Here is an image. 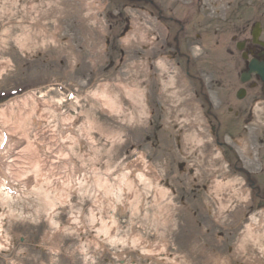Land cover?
<instances>
[{
	"label": "rangeland",
	"instance_id": "rangeland-1",
	"mask_svg": "<svg viewBox=\"0 0 264 264\" xmlns=\"http://www.w3.org/2000/svg\"><path fill=\"white\" fill-rule=\"evenodd\" d=\"M258 18L264 0H0V106L48 101L51 154L70 156L69 187L6 175L0 264H264V110L213 137L195 104L230 125L251 105L235 45ZM0 134L2 155L25 140Z\"/></svg>",
	"mask_w": 264,
	"mask_h": 264
},
{
	"label": "bare ground",
	"instance_id": "bare-ground-1",
	"mask_svg": "<svg viewBox=\"0 0 264 264\" xmlns=\"http://www.w3.org/2000/svg\"><path fill=\"white\" fill-rule=\"evenodd\" d=\"M138 32L140 33V31ZM127 39L130 40V38ZM131 94H134V92L132 91ZM49 108L55 109L48 101L43 100L42 97L36 99L33 93L22 95L7 105L0 106V126L8 128L9 133H12L11 135L21 133L22 137H25L24 141L15 139L16 141L13 142L12 147L9 145L7 146L6 154H0V195L3 194L5 198L9 200L13 199V197L9 195L10 192L5 193L3 191H8L6 175L11 176L14 183H21V181L28 178L30 174H35L34 181L36 187L44 185L47 189L51 182H57L56 184L63 183L69 187L68 180L61 176L66 168L60 165L61 163L58 164L55 158L62 157V159H69L70 156L68 153L64 154L62 149L51 154L50 145L53 147L56 146L55 130L47 127V118L43 115V112ZM141 108H143V105ZM32 117L34 124L40 128L34 135L35 141L42 144L40 148L35 145L32 139L27 137L29 128H31ZM1 141L2 136L0 134V142ZM242 141L243 140L239 143L240 146L242 145ZM75 142L77 143V141ZM45 143L48 145L46 149L44 148ZM247 155L248 157L251 156L249 151H246V156ZM217 160L221 162L219 157H217ZM75 168L76 167L72 164L71 172H75ZM30 183L31 180L26 181V185ZM3 227L4 223L0 219V246L3 244L2 240L5 237L3 234ZM250 234L252 235L253 233L250 232ZM251 238L253 239V237ZM214 261L216 262L217 259Z\"/></svg>",
	"mask_w": 264,
	"mask_h": 264
},
{
	"label": "flooded vegetation",
	"instance_id": "flooded-vegetation-1",
	"mask_svg": "<svg viewBox=\"0 0 264 264\" xmlns=\"http://www.w3.org/2000/svg\"><path fill=\"white\" fill-rule=\"evenodd\" d=\"M248 31L245 32V35H248L246 37L241 38L235 45L236 50L240 56V60H242V64L239 65V67H242L240 70V75H239V81L243 84V86L236 92V99L239 100L240 102H244L248 99L249 94H253L250 97L249 103L251 105H242V104H235L233 108H228V112L232 114L233 116L235 115V123L234 125H230L229 123L225 122V120L221 117V114H216L217 112L213 113L214 107L212 106L211 102L209 101H204L202 98H196L197 102H195L196 105L199 104V108L202 110V116L206 120L207 124L209 125L210 132L212 133V136L215 137L217 136V130H218V125H215L216 121L214 119H221L222 120V125L220 120H218L219 126H225V129H223V135H232L233 131L237 132L240 130L238 128V123H242V127L244 125L243 131L246 129V124L250 123L251 121H255L253 119L254 115V109L255 107L259 108V111L262 112V117H263V110H264V81L262 80L261 76H259L256 73L251 72V63H253L254 66L259 67L261 64H264V21L261 18H258L255 22L254 25H249L247 28ZM258 34L256 39L254 38L253 34ZM244 36V35H243ZM238 46L242 47V50H238ZM190 62V61H189ZM234 69L237 70L238 65H233ZM226 85V86H225ZM230 87V81L228 80L227 82H222V87L221 89L223 92H227V95H224V98L221 99L222 101L220 102V109H223L224 106H228L229 103H227L228 96L230 93L228 92ZM239 94L243 95L240 96ZM231 106V105H229ZM256 110V109H255ZM217 115V116H216ZM241 115H244L245 118L241 119ZM256 116V113H255ZM218 117V118H217ZM255 118V117H254ZM253 119V120H252ZM246 123V124H245ZM246 132V131H245ZM261 133V132H260ZM245 134V133H244ZM239 137L242 135H238ZM219 145L221 143L218 142ZM225 160H229L226 153H222ZM223 158V159H224ZM264 167L260 169V171L255 174L254 177L256 180V185L258 192L255 195L258 198V206L264 207ZM257 175V176H256ZM259 189L262 190L261 193H259ZM222 237V242L221 244L224 247V239L223 235ZM231 254V253H230Z\"/></svg>",
	"mask_w": 264,
	"mask_h": 264
},
{
	"label": "water",
	"instance_id": "water-1",
	"mask_svg": "<svg viewBox=\"0 0 264 264\" xmlns=\"http://www.w3.org/2000/svg\"><path fill=\"white\" fill-rule=\"evenodd\" d=\"M257 34H254V38L256 39ZM251 72L258 74L261 76L262 80L264 81V64H261L259 67H256L251 63Z\"/></svg>",
	"mask_w": 264,
	"mask_h": 264
}]
</instances>
